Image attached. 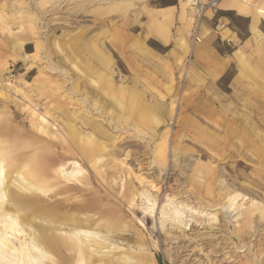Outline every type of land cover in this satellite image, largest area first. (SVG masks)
<instances>
[{
  "label": "rangeland",
  "instance_id": "1",
  "mask_svg": "<svg viewBox=\"0 0 264 264\" xmlns=\"http://www.w3.org/2000/svg\"><path fill=\"white\" fill-rule=\"evenodd\" d=\"M205 2L0 0V149L11 136L27 135L34 150L56 152L67 169L77 162L79 180L55 174L51 190L38 194L20 190L28 179L8 169L9 203L2 210L18 205L21 194L53 210L34 219L18 207L27 233L20 239L27 242L41 227L58 238L74 237L64 222L76 216L82 222L75 237L83 248L82 264H264V160L222 143L226 122L264 135V81L242 68L244 85L233 95L227 86L233 68L209 85L190 62L189 49L169 50L160 38L196 26L195 5ZM176 5L175 25L156 12ZM216 15L230 21L215 20L210 33L217 50L229 52L246 37L247 21L220 10ZM231 23L241 39L227 38ZM259 30L264 32L262 19ZM119 34L128 37L124 45L116 39ZM89 69L103 77L93 82ZM108 80L116 89L135 84L136 95L128 94L125 106L123 94L112 93ZM236 119L253 124L239 125ZM78 138L85 148H96L95 160L75 152L72 143ZM254 147L264 156V141ZM144 190L153 206L140 195ZM234 192L243 195L236 224L217 207ZM167 199L192 209L183 208L175 218ZM85 201L96 205L77 207ZM207 210L215 218L207 217ZM49 252L44 264H76L70 249ZM0 264L15 263L1 256Z\"/></svg>",
  "mask_w": 264,
  "mask_h": 264
},
{
  "label": "bare ground",
  "instance_id": "2",
  "mask_svg": "<svg viewBox=\"0 0 264 264\" xmlns=\"http://www.w3.org/2000/svg\"><path fill=\"white\" fill-rule=\"evenodd\" d=\"M123 90L124 91L127 90L126 86L125 87L123 86ZM78 139L79 141L76 140L74 142L75 145L72 143V146L75 148V152L83 160L85 159L87 161H92L93 159L95 160L96 148L93 146L92 148L90 146L89 148H85L86 145L83 143L82 139L81 138ZM29 141L30 138L27 135L15 134L11 136V138L5 141L8 142L9 145L0 149L1 151L0 173H2V175H0V205L2 206L0 210V257L1 256L6 257L15 264H44V260L51 258V253L49 251L65 248V249H70L76 253V259H75L76 264H82L85 261L84 254L82 252L83 248L81 247L79 240L75 238V237L78 238V234L82 232V229H80V227L82 226V222L78 220L79 217L76 216L69 217L66 219H68L70 223L64 222L66 224H69L71 230H74V232L72 233V236L74 237H70L68 239L58 238L57 236L52 235L51 233H47L45 231V229L47 228L44 227L42 228L40 226L41 228H39L38 231L40 234L37 235L35 233L33 237L29 236V240L25 242L24 240L25 238L20 239V237H18L19 235L25 236L27 234L24 227L21 224L20 216L17 213L19 209L18 207L26 208L27 210H29L30 215H32L34 219L38 218V216L36 215L41 212L50 211L49 214H51L53 210L51 211V209L48 208L46 209L40 208L39 201L37 199L31 197H25L26 196L25 194L20 195L18 200L20 203L18 202L17 203L18 205H15L12 208V210H9L7 208L5 210H2L5 206V203L7 204L9 203V199L5 189V187L8 186V182L10 179L9 174L7 173L8 169H13L18 171V174L23 178V180L25 178L28 179L27 184L23 185L22 188L20 187L19 188L20 190L38 192V194L39 193L47 194L48 191L51 190L52 186H54V183L57 182L58 176L63 177L66 181H70L71 179L75 180L76 182L79 181L76 178L77 162H71V167L67 169L62 162L58 161L59 156H57L56 152L48 151L46 150V148H38L37 150H34V147H32L33 145ZM97 159H99V157ZM55 174H57L58 176L55 177V179H52L55 176ZM210 177H212L211 173L207 171V190H209V186L211 184L210 182L212 181V178L210 179ZM10 185L13 186V183L10 182L9 186ZM140 195L145 196L147 201H151V204L150 203L148 204L152 206L154 205L155 202L152 200L151 197H149L147 191L145 190L141 191ZM242 198L243 195L240 196V194L234 192V194L227 195L226 200L217 206L218 209L221 211L223 217L226 218L227 222L233 219V222L236 224L238 219V213L241 210L240 207H242V203L239 201ZM176 203H178V201L175 202V200L173 199H167V203H166L168 207L172 205L171 208H169V212L170 214L175 216V218L183 215L185 211L183 208L186 209L189 208L190 210L192 209V207H190L186 203H185L186 205H184L185 207H178ZM95 205L96 204L93 203L92 201H85L82 202L80 205L77 204V207H80L83 210L84 209L89 210L91 209V207H94ZM150 205L149 207L151 208ZM164 209L165 208L162 207V213H164ZM260 211H262V213L264 214V206H262ZM168 214L165 215L169 216L170 214L169 215ZM206 214L207 217L210 216V218H215V215L208 210ZM33 218H29L30 223L34 222ZM89 233L93 234V232L91 231H89ZM13 240L14 241L16 240L18 245ZM44 241L47 243L46 245L43 243Z\"/></svg>",
  "mask_w": 264,
  "mask_h": 264
},
{
  "label": "crops",
  "instance_id": "3",
  "mask_svg": "<svg viewBox=\"0 0 264 264\" xmlns=\"http://www.w3.org/2000/svg\"><path fill=\"white\" fill-rule=\"evenodd\" d=\"M186 2L194 3V0H186ZM205 3L195 5L194 11L197 16L198 10L204 6ZM218 7V10L222 13L231 14L234 18L247 21L246 37L240 40V44L237 48L232 49L229 52H219L217 50L214 44L216 36L210 33V30L214 29L212 25L215 20L222 21L226 24H229L230 20L228 19V16L214 15L211 11L210 15H207L206 13L208 9L203 12V15L200 18L196 16V19L198 18L196 20L197 24L196 26L194 25L191 30L187 29L186 26H181V28L175 32H169V34L163 32L160 38L163 40V44L169 47V50L174 49V47H179L182 51L186 48L189 49L190 62L193 64L195 69L203 74L207 83H210L209 85L219 82L223 76L228 73L229 69L233 68V74L230 77L227 86L230 87L231 94L235 95L237 88L244 85L241 83L242 80H240L242 68L243 71L248 72L249 74L256 73V80L264 81V32L259 30L261 19L264 21V0H221ZM177 8L178 7L176 5L167 8L166 10L160 9L156 12L158 15L167 14V17L171 19L167 22L175 25L178 20ZM165 25L167 26L166 23ZM226 29H228L230 33L228 34L225 32V34H227V38H229V35H235L239 37H237L238 39H241L239 36L241 35L240 31L236 28L235 24L231 23L226 26ZM224 31L225 30H223L222 33H224ZM116 36L119 41L121 40L122 45H124L128 39L125 35L119 34V36ZM194 36L199 38L198 42L195 41ZM134 45L135 55L139 56L141 52H138L139 41L137 39H134ZM95 61L98 62L97 60ZM85 72L87 71L85 70ZM87 73L90 74L93 81L98 79L99 76H102L98 72V69H89ZM106 85L112 93L117 91L120 95L121 93L123 94L122 96L125 98V106L128 103L126 101L127 95H136L135 84L129 85L128 87L126 86V91L123 90V86L116 89L117 86L109 80L106 81ZM248 121L249 122H246V119L235 120V122L239 125L244 123L253 124L251 119H248ZM152 124L156 127L159 126V122L155 119L152 121ZM225 125L227 128L224 129L225 136L222 143L232 149L233 152H238L237 147H239L241 149H245L247 152L250 151L251 154L249 157H257L260 161L264 160V156L259 157L260 152L258 150L256 151V147H254L256 142L264 141V135L255 132V130L244 129L241 126L231 127L227 122ZM211 140L213 141V139ZM213 144L214 147H216V144ZM209 155L213 157L211 153ZM209 172L211 173V170Z\"/></svg>",
  "mask_w": 264,
  "mask_h": 264
},
{
  "label": "built area",
  "instance_id": "4",
  "mask_svg": "<svg viewBox=\"0 0 264 264\" xmlns=\"http://www.w3.org/2000/svg\"><path fill=\"white\" fill-rule=\"evenodd\" d=\"M220 0H207V2L205 3L204 6H202L199 10H198V17L200 18L203 15V12L208 9L209 11H211L214 15H216V13L218 12V4H219ZM222 26V25H221ZM223 27V26H222ZM217 28V25H216ZM195 41H199V38L197 36H194Z\"/></svg>",
  "mask_w": 264,
  "mask_h": 264
},
{
  "label": "snow or ice",
  "instance_id": "5",
  "mask_svg": "<svg viewBox=\"0 0 264 264\" xmlns=\"http://www.w3.org/2000/svg\"><path fill=\"white\" fill-rule=\"evenodd\" d=\"M0 175H2V173H0Z\"/></svg>",
  "mask_w": 264,
  "mask_h": 264
}]
</instances>
